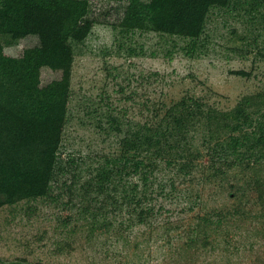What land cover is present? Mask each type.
<instances>
[{
    "label": "trees",
    "instance_id": "trees-1",
    "mask_svg": "<svg viewBox=\"0 0 264 264\" xmlns=\"http://www.w3.org/2000/svg\"><path fill=\"white\" fill-rule=\"evenodd\" d=\"M112 1L121 10L115 22L94 17L89 0H0V39L24 43L11 56L0 40V209L49 198L55 175L69 173L63 183L67 203L88 234H107L118 217V230H129L148 225L160 214L154 203L170 199L196 171L205 181H225L227 194L238 201L253 192L264 209V92L243 97L228 111L191 98L170 107L137 103L136 112L134 104L119 109L104 103L106 111L91 114L99 117L97 128L106 138H117V150L62 162L73 45L84 42L95 25L122 37L150 32L185 39L192 55L212 9L256 16L264 6V0ZM120 90L125 105L134 102ZM202 120L207 135L196 147L191 133ZM234 171L243 175L241 185L229 182ZM0 264L32 263L0 258Z\"/></svg>",
    "mask_w": 264,
    "mask_h": 264
},
{
    "label": "rangeland",
    "instance_id": "rangeland-1",
    "mask_svg": "<svg viewBox=\"0 0 264 264\" xmlns=\"http://www.w3.org/2000/svg\"><path fill=\"white\" fill-rule=\"evenodd\" d=\"M89 1L93 16L101 22H115L120 15L112 0ZM237 13L212 9L205 34L192 55L186 52L189 42L185 39L150 32L122 37L106 25H95L84 42L73 45L70 118L60 150L62 162L117 150V138H106L97 128L99 117L91 114L106 111L107 103L119 109L134 104L136 112L137 103L170 107L191 98L206 107L228 111L243 97L264 92V6L256 16ZM0 40L11 56L18 55L24 45L4 37ZM239 71L247 76L236 75ZM120 89L134 102L125 105ZM135 119L140 120L138 116ZM191 135L194 146L202 145L207 135L204 120L193 127ZM205 161L206 157L200 160ZM230 175L229 182L241 185L239 171ZM69 178V173H57L47 199L0 209L2 260L32 264H264V209L253 192L247 195L248 200L238 201L227 194L225 181H205L196 171L177 185L170 199L154 203L156 210L161 207L160 214L148 225L118 230L122 219L118 217L112 220L110 232L91 235L77 210L67 203L63 183Z\"/></svg>",
    "mask_w": 264,
    "mask_h": 264
}]
</instances>
